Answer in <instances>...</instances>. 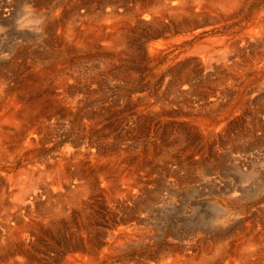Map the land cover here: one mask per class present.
Here are the masks:
<instances>
[{
	"label": "bare ground",
	"instance_id": "bare-ground-1",
	"mask_svg": "<svg viewBox=\"0 0 264 264\" xmlns=\"http://www.w3.org/2000/svg\"><path fill=\"white\" fill-rule=\"evenodd\" d=\"M41 1L42 0H40V2ZM64 1H66V0H64ZM77 1L79 2V0H77ZM77 1L75 2L72 0L73 3L67 2L68 4H70L69 9H67V10L65 9L63 11L57 10V12L51 14V17L49 20H46V19H45L46 21L42 20L40 25H39V27L43 31H46V33L49 30H50V32L52 31L55 33V37H54V39L56 38L55 39L56 42L54 44L55 51L53 52L52 50H49L51 53H48V55L44 54L47 56V57H45V59H46L44 61L45 64L40 65V67H41V69H45V72H46V70H48V71L55 70V74L53 73V75H55V78L52 76V78H54V79L53 80L51 79V80L53 83L52 86H55L58 88V91L56 89L58 99H54L53 98L54 95L53 94L50 95V93L48 94V97H46L47 98L46 100H44V99L38 100L37 98L40 96V94L37 98H35V100L37 99L36 101H34L32 99V97H33L32 95H31L32 97L30 98V99H32L31 102H28V100L27 101H19L18 99H16V97L17 98L19 97V99L21 97H20V95H17L15 97L14 92H15L16 87L13 88L12 87L13 84H9V82H8L10 77H14L15 75H17V72H16L17 68L15 69V67H13L12 65L16 66L17 64H19V62L23 61L24 58H28V60L31 58L29 60V62L30 61L33 62L34 58H35V60H41L43 56H41L38 53L39 50L34 51L35 49L33 50L35 52L34 55L33 54L31 55V53L27 54V52H25V50L22 49L23 47L22 48H14V47L11 48L10 47V48L6 49L7 52H4L5 48H2V49L0 48L1 49L0 54L3 53L4 57L8 56V58H9L8 62L5 61V63H0V262H1L0 264H264V204H261L262 207L258 206L256 204L259 207V209L256 210V214L259 215V218H257L256 223H253L254 220H252V221H250L248 219L246 220L245 219L246 214L243 216L244 222L242 221V222H237V223H235V222L229 223V221H227V220H230L229 217L231 215V210L226 205H224V204L220 205L219 204L220 205L219 207L221 208V210L220 211L216 210L213 215L216 216V220H220L219 221L220 225H219V227L212 228V229H209L208 228L209 226L205 227V225H202L200 222L197 224V219H195L193 221H189V222L186 220L187 222H184L180 218H178V216H175L173 220H171V219L165 220V219H162L161 217H154V215L156 216V214H154L151 211V209H152L151 207L154 204V202L160 201L159 200V192H158V190L160 189V186L156 184L157 186L155 187V189L153 191H151V192L146 191L148 185H150V179L148 176H145L144 174L139 175L140 174L139 171L143 170L142 173L146 172L148 175L151 174V173L149 174V171H148V170H151V168H152V166L150 167L148 164V161L150 160V158L157 157L159 159H162V162H163V159L168 158V160H169V158H172V156L174 154L176 156L178 154V152L174 153L176 151V147H177L176 144L181 139L184 138V136H180L181 134L180 135L179 134L178 135H171V136L168 135V137H166V139H165L166 141H162L160 139L161 142H163V143H161V144L159 143V144L154 145V146H153V144L152 145H146L145 144L146 146H148L147 149H145V151H144L145 147L142 145L144 147V148L142 147L144 154L139 153L138 157L136 156V158H132L133 159L132 164L130 163V162H132L130 160V158H128L127 155L122 153L123 150L126 148H124L123 150L120 148H114L113 146L109 145L108 143L106 144L104 142L105 145H102L101 147H99V150L95 153L96 150L95 151L93 149L90 150L88 147L84 146V145L88 144V142H90V139L85 144L84 140H82V137L84 138L86 133H88L85 130H86V128H89V127H86V126H94V129H95V126H97L96 123L102 121L101 116L105 115V114H103V110H104L105 106L101 104L103 106L102 110H101V108L95 109L96 111H93L91 109L87 110V111H90L89 116H91L92 119L90 117H86L87 118L86 120L83 119L81 121V119H80V121H81V122L79 121L80 123L77 121L78 122V128H80V129L77 131V134H75V135L73 134V136H72L73 139H70V140L67 139L68 142L69 141L72 142V146L70 145L71 143L70 144L69 143L64 144L63 146H61L58 149L57 153H54V154L51 153L53 155L47 159V162L44 160L45 163H42V165L38 166L36 164L38 167H35V162H34V165H32V163L30 161L22 163L24 160L21 162L20 165H18V166L16 165V163H18L17 162L18 156H20L21 153L25 149H27L29 146H34L36 144V142L38 141V139H39L38 137H40V135L38 136V130H44L43 124H38L36 122V117L39 113H41V112H38L37 110L40 111V107L45 102H46L45 103L46 105L50 106L49 113H51L52 115L56 114L57 111L60 112L59 114L62 116H63V114L67 115V109L70 106L67 107L66 102H63V98L61 97V94L62 93L65 94V92H69V89H68L69 86L66 85V83H65V82H67L66 80L69 81V79H68V76L65 75V73H67V72L62 73L64 71V70H62L61 74H58L59 72L57 71V69H60L62 64H66V63H69L70 61H72V57L75 56V53H77V55H78V53L87 52V54H88L89 50L92 53H96L97 50H99V48L96 51L92 50V49L95 48L94 47L95 43H96V41H99V40L104 45V48H108L109 52H110V53L106 52L104 54L101 53L100 57L102 59H103V57H111L112 55H113V58L114 57L119 58V56H123L124 54L129 55V53H130L129 45L132 46L131 43L134 44V42L129 41V39H131L132 37L131 38H129L130 36L128 37L129 34H126L128 31L126 32V29L125 30L121 29L122 25L120 26V28H118V26H116L117 28L115 27V30H113V31H110V32L106 31L107 33H105V34H104V32H103V34H101L102 32H100V34L96 33L97 31L95 32V30H94V26H96V25L94 23L97 21L95 19L98 18L100 15H101L100 17H102L103 15L107 16L108 14H102V12L100 11L99 8H98L99 10H96L95 9L96 7L95 8L89 7V6H91L90 4L88 5V7L86 6L87 4L84 6L85 11H83V12L76 11L77 5H78ZM101 1L105 2L107 0H101ZM192 1L193 0H176V2L173 3V2H170L169 0H158V1L157 0H135L136 3H134L133 6L131 4H129L132 6V8H131V11L129 9L130 13H127V14H130L131 18H129V20L131 22L132 21L136 22V19L138 16H140L142 18L140 20L144 19L142 21V23H145L146 22L145 20L149 21L146 32L143 31L144 33H147V38H144V39L140 38L139 39L140 43H143L142 41H144V42L146 41V44L145 43H143V44H145L144 52H146L147 55L151 56L150 54H152L156 51H159V49H161V48L164 49V46H166L167 44L168 45L172 44V43L179 44L178 43L179 41L192 39V37L197 33V31H199V29H192L194 24H195L194 23L195 21L190 16V11H191V9H193L191 6ZM240 1H242V0H207L203 4L205 5V7H209V5L214 6V5H212V3H216L217 5L221 6L220 11H222V12L224 11L223 14H227V16L229 15V17H230L231 15H234V13L238 12L239 7H240L239 6ZM243 2H244V0H243ZM44 3H45V1L43 0V4ZM60 3H59V5H60ZM74 3H76L77 5H75ZM81 4H82V2H81ZM110 4H112V2ZM241 4H242V2H241ZM26 5L34 6L33 3L32 4L27 3ZM83 5L84 4H82L81 6H83ZM32 6L29 9H32ZM35 6H37V5H35ZM39 6H37V7H39ZM45 6H47V5H45ZM93 6H95V5H93ZM116 6L118 7V5H116ZM110 7H111L110 10L113 11L112 8L115 6L110 5ZM110 7H108V8H110ZM121 7L123 8L122 4H121ZM125 7H126V5H125ZM200 7H202V6H200ZM251 7H252V5H251ZM58 8H56V9H58ZM79 8H80V6H79ZM217 8H215V9H217ZM40 9H41V7H40ZM60 9H63V7L61 6ZM102 9L103 8H101V10ZM215 9H214V11H215ZM1 11L2 10H0V12ZM164 11L169 13L167 16L171 15V16H173V18H171L170 20L167 19V21H163L162 14H164L163 13ZM202 11H204V10H202ZM105 12H106V10L104 11V13ZM107 12H109V11H107ZM199 12H201V11H199ZM253 12L254 13H253L251 22H254V24L252 25V27L249 28V33H250L249 36L252 37V39H253L252 41H254L253 43L251 42L252 44L249 48L252 50V54H250V55L247 53L242 54L243 49H241V47H239L240 45L238 44L237 41L239 39L240 40L244 39L243 38L244 37L243 30H244V27L246 26L245 23H239V24H236V26H233L234 28H229L228 30L225 28L226 30H224L222 32H218L219 34L216 32L217 35H215L213 37H210V36L207 38L204 37L206 39H204L203 41H199V39H198L199 42H196L194 45L192 44L193 46L190 48V51L188 50L189 51L188 53L186 52V54L181 55V53L179 51L180 55L177 54V56H179V57H175V58L181 59L187 55H188V57H189V55H192L193 58H195L194 56L197 57L198 56L197 54H200V58L202 59V62L200 61V63L202 65L201 64L200 65L203 66V68H207V70L213 69V72L215 74V75L213 74L214 77H213V75L211 76V78H213V79H210V78H209L210 80H204L203 79L202 81L198 82V83H200V86H199L200 95L203 96V98L204 97L206 98L207 96H210V95H214L215 93H218V92L220 93L219 90H220V88H222V85L224 83H227V82H229V83L233 82L234 83L235 81H238L237 75L240 77L241 76L248 77V75L251 72H249V74L247 75V73H248L247 68H249L251 66H253V71H254V69H256L255 73L257 76H260L263 74L264 68H262V67L264 66V56L262 53H264V7H262L261 11L254 10ZM182 13L185 14L186 17H184L185 15L182 16L183 15ZM117 14H118V12H117ZM121 14H123V13H121ZM191 14L193 15V12ZM42 15H44V14H41L40 16H42ZM122 16H124V15H122ZM122 16H119V17H122ZM128 16H126V17H128ZM199 16H200V13H199L198 17ZM202 16H205V14ZM215 16H216V14H215ZM235 16L237 18L238 15H235ZM243 16H245V15H243ZM100 17L98 19H100ZM239 17H240V15H239ZM38 18H39V16H38ZM38 18H36V19H38ZM202 18H201V21H202ZM206 18L204 17L205 20H206ZM224 18H226V17H224ZM113 19L114 18H112V20ZM119 19L117 21L115 20V22H114V20L111 22L110 21H108V22L111 23L112 25H115V24H118V22H122V21H119ZM194 19H196V18H194ZM233 19H234V17H233ZM75 20L76 21L78 20L79 22H76ZM106 20H108V18ZM140 20H139V22H140ZM84 21H86L85 24L88 23L87 27L84 24L85 29H83V30L82 29L79 30V28L77 29L76 26H78V24H80V22L82 23ZM104 21L105 20L102 19L101 21H98V23L106 24V23H104ZM123 21H125V20H123ZM207 21L208 20H206V22ZM216 21H217V19H216ZM139 22L137 21L136 24H138ZM236 23H238V22H236ZM103 24H101V27H103L102 26ZM120 24H122V23H120ZM212 24H214V23L212 22ZM138 25L142 26L143 24H138ZM203 25H204V23H203ZM208 25H206V26H208ZM109 26H110V24H109ZM144 26H147V24H145ZM211 26L212 25H210V27ZM105 27H103V29ZM98 28L100 29V26ZM215 28H216V25H215ZM95 29H97V27ZM99 29H97V30H99ZM112 29H110V30H112ZM137 30H139V29H137ZM245 32L248 33V31H245ZM136 33L139 34V32H136ZM44 34H45V32H44ZM131 35H134V33ZM50 36L51 35L48 36L49 39H50ZM52 36H54V35L52 34ZM156 36H160L161 38L159 40L158 39L153 40V37L155 39ZM204 36H206V35H204ZM136 37L138 38L139 36H136ZM136 37H134V38H136ZM150 37H152L153 41L150 40L151 39ZM134 38H132V40ZM157 38H159V37H157ZM193 38H195V37H193ZM45 39H47V38H45ZM49 39L47 41H49ZM51 39H52V37H51ZM246 41H248L247 38H246ZM243 43H245V40L243 41ZM13 45H15V44H13ZM97 45H99V43ZM216 45L218 47H221V48L214 49V46H216ZM140 46H141V44H140ZM258 47L263 49L262 53L259 51L261 49L258 50L262 55L261 54L257 55V53H259L258 51H257V53H255L256 51L253 52ZM44 48H45V46H44ZM130 48H132V47H130ZM136 48H138V47H136ZM176 48H178V47H176ZM210 48L211 49L213 48V50L209 51L208 49H210ZM184 50H186V49H184ZM251 50H249L250 53H251ZM28 51H30V50H28ZM101 51H102V49H101ZM138 51L140 52V49ZM163 51H161V53ZM132 53H134V52H132ZM167 53H169V52H167ZM90 54L91 53L89 52V55ZM146 54L144 57L147 56ZM80 55L82 56V54H80ZM143 55H144V53H143ZM149 56H147V58ZM163 56L165 57V55H163ZM169 57H173V56L171 55ZM188 57L185 58L184 60L182 59V61H184V62L181 61V63H180V61H179L180 64H176V66L173 67L172 71H170V72L168 71L171 74L172 78H171V81H169L170 82L169 86L168 87L166 86V87H167L168 92L172 94V98L169 99V97L167 96L168 100L167 99L165 100V98H164L165 96L157 97L156 101H160V104L158 103L157 106H152L153 104L150 102V104H151V105H149L150 107L146 108L147 116L142 121L144 123L143 124L144 126H146L145 124H147V122L151 120L152 117H150V119H147V117L150 114L153 117H155V115L160 116L162 114H164V115L167 114L170 116H174V115L178 114V116H180V117L183 116V115L179 114L178 111H176L175 109L174 110L176 112L173 110L172 111L168 110L167 107L170 106L172 100L176 99L177 97L180 99V97H182V95L183 96L185 95L184 94L185 92L188 93L187 90L192 89V91L194 90V92L197 91V80L195 81V78L197 79L196 76L199 73L197 71L195 72V70H193V68L190 67V63H192V62L194 63V61L197 59L194 60L193 58H188ZM167 58H166V60H167ZM169 59H168V61H166L167 63H171L172 58L170 60ZM42 60H44V59H42ZM108 60H110V59H108ZM174 60H172V61H174ZM98 61H100V60H98ZM257 61H259V62L261 61V63L259 65H257L256 64ZM23 62H25V61H23ZM166 62H165V65H167ZM35 63H37V62H35ZM76 63H77V61H76ZM96 63H99V62H96ZM110 63L112 65H115L116 67L118 65V64L117 65L113 64L112 62H110ZM123 63H122V66L119 63L120 64L119 69L121 67H123L122 71H125L124 68L128 69V68L132 67V65L130 67H128L129 65L128 66L126 65L127 67H125V66H123ZM193 63H192V66L194 67L195 64H193ZM214 63H217L218 66H216ZM90 64H92V62ZM188 64H189V67H188ZM109 65L107 64V66H109ZM196 65H197V63H196ZM158 66H159V63H158ZM113 67H109V68H113ZM148 67H149V65H148ZM150 67H152V66H150ZM68 68H70V67H67V70H68ZM91 68H92V66H91ZM102 68H100V69H102ZM141 68H142V66H141ZM63 69H66V68H63ZM167 69H169V68L167 67ZM201 69H202V67H201ZM5 70H7V72H5ZM70 70H68V71H70ZM164 70H166V69H164ZM78 71H79V69H78ZM104 71H106V70L104 69ZM115 71L117 72V70H115ZM157 71H159V70H157ZM198 71H199V68H198ZM98 72L102 73V72H100V70ZM127 72H128V70H127ZM70 73H72V72H70ZM151 73H152V70H151ZM161 73H162V71H161ZM195 73H198V74H195ZM202 73H204V72H202ZM122 74H120V75H122ZM68 75H70V74H68ZM81 75L83 76L84 74H81ZM91 75L94 78L96 77L95 74H91ZM131 75L132 74H130V77H131ZM201 75H203V74H201ZM206 75H207V73H206ZM208 75H210L209 72H208ZM24 76H23V78H26ZM101 76H103V75H101ZM89 77H90V75H89ZM113 77H115V76H113ZM203 77H204V75H203ZM246 77H245V80H246ZM256 77H255V81H256ZM263 77H264V75H263ZM29 78H27V79H29ZM36 78H34V79H36ZM192 78H194V80H192ZM252 78L254 79V76ZM80 79H78V80L80 81ZM17 80H18V78H17ZM20 80H23V79L20 78ZM84 80L86 82H88V84L90 83L89 82L90 80L88 78H85ZM113 80H115V79H113ZM116 80H117V78H116ZM126 80L128 81V79H126ZM126 80H124V81H126ZM76 81H77V79H76ZM250 81H253V80L251 79ZM40 82H41V80H40ZM70 82H71L70 84H72L73 81L70 80ZM81 82H83V80H81ZM91 82H93V80H91ZM240 82H241V80H240ZM240 82H238V83H240ZM243 82H246V81H243ZM35 83H33V84H35ZM98 83H99V81H98ZM125 83H127V82H125ZM17 84L20 85L21 81H20V83H17ZM81 84H83V83H81ZM102 84H104V83H102ZM182 84L188 85L187 90H186V88L184 90L183 87H180ZM22 85H23V83L21 84V86ZM25 85H27V82L24 84V86ZM77 85H78V83L76 84V86ZM98 85L99 84H97V86ZM235 85H237V84H235ZM43 87H45V86H43ZM100 87H103V85ZM37 88L40 89V87H37ZM83 88H84V86H83ZM83 88H82V90H83ZM94 88L91 91L95 90ZM250 89H252V88H250ZM223 90H224V86H223ZM228 90H230V89H228ZM44 91H45V89H44ZM95 91H94V93H95ZM240 92H242V91H240ZM246 92H244V97L248 94L247 93L245 95ZM248 92H249V90H248ZM250 92L252 93L254 91L251 90ZM250 92H249V95H250ZM42 93H43V91H42ZM147 93H145V97H146ZM227 93H228V95H230L229 93H231V92L229 91ZM255 93H256V91H255ZM73 94H74V92H73ZM150 94H151V91H150ZM232 94H231V96H232ZM25 95H27V93ZM25 95H23V96H25ZM33 95H35V92L33 93ZM152 95H153V93H152ZM190 95H192V93ZM193 95H195V94H193ZM253 95H254V93H253ZM42 96L45 97L44 94H42ZM72 96H75V95H72ZM94 96H97V95H94ZM155 96H157V95H155ZM215 96H216V94H215ZM217 96H218V94H217ZM68 97H70V96H68ZM79 97L82 98V96H80V95H79ZM102 97H103V95H102ZM174 97H176V98H174ZM249 97H251V96H249ZM60 98H62V99H60ZM70 98H72V97H70ZM89 98H90V96H89ZM114 98H116V97H114ZM118 98H119V96H118ZM216 98L214 99V101L216 100V102H218L219 98H218V100ZM246 98H248V97H246ZM261 98H263L262 99L263 105H261V108H263L262 110L264 111V94H262ZM25 99H26V97H25ZM76 99H79V98L76 97ZM198 99L202 100V98L201 99L198 98ZM221 99H222V97H221ZM221 99H220L219 103L221 102ZM245 99H243V100H245ZM259 99L260 98H258V100ZM81 100H83V98ZM92 100L93 99H91V101ZM142 100L143 101H140L137 105H139V104L142 105L144 102L149 104V101L147 98H145V99L142 98ZM181 100H182V103H180V107L183 108L182 110H184V111H187L188 109L190 110L191 104L189 105V103H188L189 98H188V100L187 99L186 100L181 99ZM191 100L192 99L190 98V101ZM115 101H118V99ZM132 101H134V100H132ZM154 101H155V99H154ZM227 101H229V100L227 99ZM203 102H204V99H203ZM209 102L210 101H208V103ZM85 103L87 104L86 101H85ZM90 103L93 104L94 102L92 101ZM244 103H245V101H244ZM246 103H247V101H246ZM210 104H212V103L210 102L208 106H212ZM88 105H90V104H88ZM105 105H106V107H108L107 104H105ZM126 105H128V104H126ZM204 105L205 104H203V106ZM217 105L215 107L218 108ZM223 105H224V103H223ZM233 105L235 107V103ZM240 105H242V104H240ZM82 107H84V106H82ZM85 107H86V105H85ZM200 107H199V109H200ZM89 108H92V105L89 106ZM140 108H142V107H140ZM208 108H211V107H207V110H208ZM92 109H94V108H92ZM204 109H202V110H204ZM227 109H225V111ZM61 110H62V112H61ZM238 110L240 111V109H238ZM255 110H258V109H255ZM85 111H84V113H85ZM192 111H195V110H192ZM211 111H208V114ZM219 111H217V112L219 113ZM110 112H112V111H110ZM205 112H204V114H207V112L206 113ZM226 112H228V111H226ZM115 113H117V110L115 111ZM148 113H149V115H148ZM198 113L200 115V112H198ZM213 113L214 112H212V114ZM220 113H222V112H220ZM48 114H45V115H48ZM108 114L106 113V115H108ZM112 114L113 113H111V115ZM212 114H211V116H213ZM223 114L225 115V113H223ZM42 115H43V113H42ZM45 115H43V116H45ZM233 115L234 114H232V117H233ZM190 116H192L191 113L188 114V118L183 117V120L184 121L188 120V123H189V121H191V120H189ZM34 117H35V122H33ZM194 117H198V115L194 114ZM194 117L192 116V118H194ZM79 118H82V117H79ZM44 119H45V117H44ZM66 120H68V119H66ZM167 120H169V119L167 118ZM172 120H174V119H172ZM205 120H207V119H205ZM256 120H257V118H256ZM53 121H55V120H53ZM193 121H194V119H193ZM239 121L241 122V120H239ZM68 122L69 121H67V124H68ZM110 122H111V120H110ZM157 122H159V121H157ZM213 122H214V120H213ZM226 122H227V120H226ZM63 123H64V121H63ZM195 123L197 124L196 121H195ZM204 123H206V122L204 121ZM215 123H214V125H215ZM184 124H185V122H184ZM209 124L210 123H208V125ZM258 124H260V123H258ZM52 125H54V124H52ZM61 125H62V123H61ZM101 125H105V123L101 124ZM115 125L116 124H114V126ZM140 125H141V123H140ZM223 125H224V123L221 124L220 127H222ZM227 125H230V124H228V122H227ZM237 125L240 126V124H237ZM237 125H236V127H237ZM105 126H103V130H104ZM151 126H149V127H151ZM194 126H196V125H194ZM224 126L222 127V129L224 128ZM257 126H256V128H257ZM55 127H57V126H55ZM65 127H66V125H65ZM109 127H110V125H109ZM109 127H108V130H109ZM190 127H192V126H190ZM201 127L202 126H200V128ZM226 127H225V129H226ZM231 127H233V126H231ZM184 128H185V126H184ZM258 128H259V126H258ZM45 129H47V128H45ZM97 129H99V128H97ZM170 129H171V127H170ZM262 129H260V130H262ZM73 130H75V129H73ZM144 130H145V128H144ZM149 130H150V128H149ZM149 130H147V131H149ZM250 130L251 129H249L248 131L251 133ZM90 131L92 132L91 129H90ZM98 131H100V130H98ZM179 131H181V130H179ZM188 131H190V130H188ZM194 131H197V130H194ZM208 131H210V128ZM211 131H213V130L211 129ZM219 131L221 132L222 130L220 129ZM41 132L43 133L44 131H41ZM56 132H58V130ZM93 132H94V134H96L95 132H97V131H93ZM93 132H92V134H93ZM135 132L136 131H134V133ZM190 132H188V133H190ZM203 132H204V130H203ZM205 132H206V130H205ZM56 134H54V135H56ZM92 134L88 133V135H92ZM99 134H100V132H99ZM101 134L103 135V133H101ZM136 134H139V133H136ZM206 134L208 137L212 136L211 132L210 133L207 132ZM212 134H213V132H212ZM223 134L224 133H222V136H223ZM50 135H52V134H50ZM62 135H64V134H62ZM66 135L67 134H65V136ZM185 135H187V134H185ZM227 135H229V134L227 133ZM137 136H135V137H137ZM193 136H194V134H190L189 137H193ZM207 136H205V137H207ZM49 137L46 136V140L51 138V137L50 138ZM259 137H257V138H259ZM90 138L92 139L93 137H90ZM224 138H225V136H224ZM246 138L248 139L249 137H246ZM253 138H254V136H253ZM43 139H44V137H43ZM114 139H116V138H114ZM189 139H191V138H188V140ZM61 140H63V139H61ZM96 140L93 143H95ZM207 140L211 141L209 138H207ZM220 140H221V138H220ZM54 141L58 142L59 139L55 138ZM197 141H198V139H197ZM233 141H231V142H233ZM39 142H45V141L42 140ZM98 142H101V141H98ZM229 142H228V145H229ZM122 143H123V141H122ZM213 143H215V142H213ZM257 143H259V142H257ZM90 144H89V146H93L92 144L91 145ZM96 145H98V144H96ZM96 145H95V147H97ZM119 146H121V145L119 144ZM119 146H117V147H119ZM124 146H122V147H124ZM127 146H128V144H127ZM257 146H259V145H257ZM54 149H56V148H54ZM263 149H264V147H263ZM177 150H178V148H177ZM181 151H184V150H181ZM31 153L33 154V151ZM25 154H23L21 156H24ZM180 154H182V152H180ZM180 154L178 155V157H176L175 165L177 164L178 167L183 166V168H185L184 169L185 172L182 171L184 173L183 174L181 173V176H179V177L178 176L173 177L174 179L171 178V182H173L174 184L175 183H180V184L185 183L186 182L185 180L188 179L189 177H191V171L193 172L192 166L195 164L194 163L193 165L192 164L190 165L189 164L190 160L188 161L186 159L185 154H184V156H180ZM30 156H31V154H30ZM46 156H44V158ZM86 157L89 158V160L91 161L90 163L88 162V164H91V165H86L85 162L83 163V160ZM215 157H216V158H214L215 160H213L214 164H216V160L220 159V156H218V155H215ZM23 158H25V157H23ZM39 158H41V156ZM194 158L197 160V155ZM31 159L32 158H30L29 160H31ZM159 159L156 161L158 162ZM166 162H168V161L166 160ZM151 165H153V164H151ZM167 166H168V164H167ZM153 167H154V165H153ZM175 168H174V170H176ZM250 170L251 169H249V171ZM154 171H155V169H154ZM154 171H153V173H154ZM158 171H160V169ZM172 171L173 170H171V166L166 167L165 169L163 168V170L160 171V172H162V176L160 178H163L165 174L169 175V176L170 175L174 176L175 174L173 175ZM251 172H252V170H251ZM195 173H197V171ZM263 173H264V171H263ZM192 174H194V173H192ZM178 175H180V174H178ZM189 180H191V179H189ZM159 181H160V183H162V179H159ZM187 183H188V181H187ZM12 184L14 187H16L15 190L11 189L10 186H12ZM161 185H163V184H161ZM263 186H264V182H263ZM257 189L260 191L261 190L263 191L262 185L261 186L257 185ZM251 190L248 193L245 192L246 194L242 193V195H244V194L246 196L249 195L250 196L249 199H251V200L253 199L254 202L255 201H259V202L264 201V198H263L264 196L263 197L261 196L262 192H258L260 194L257 196V193L251 192ZM263 193H264V191H263ZM245 195L243 196L244 199L246 197ZM170 196L171 195H169V197ZM229 196H230V199H231V197L234 199H239V197H241L240 194L239 195L233 194V195H229ZM225 199L227 200V198H225ZM102 206H105L106 208L104 207L105 209L102 210ZM260 208H262V209L260 210ZM97 209H99V210H97ZM158 213H161V212H158ZM168 213L169 212H167V214ZM242 213H244V212H242ZM237 216H238V214H237ZM233 219L234 218H232L231 220H233ZM237 219L238 218L236 217V220ZM34 233H35V237L34 236L33 237L35 238V240H34L35 241V246H34L35 247V261L30 257V255H28L29 253H27V254L25 253V249L27 248L26 244H25V246L23 244H21L23 241V238H25L27 240L28 238H31L30 235H32ZM62 233H64V234H62ZM61 235H64V236H61ZM31 239H30V241H31ZM23 242L25 243V241H23ZM27 242H28V240H27ZM46 250H50L51 255L53 257L52 260H49L48 258H45L43 256V253ZM17 253H18V255H17ZM15 255H17V256H15Z\"/></svg>",
	"mask_w": 264,
	"mask_h": 264
},
{
	"label": "rangeland",
	"instance_id": "rangeland-1",
	"mask_svg": "<svg viewBox=\"0 0 264 264\" xmlns=\"http://www.w3.org/2000/svg\"><path fill=\"white\" fill-rule=\"evenodd\" d=\"M25 1V2H24ZM45 3L43 4V0L40 2V0H0V10H2L0 13V48H5L4 52H7V48H22L23 50H25V52L28 53H31V55L33 54L34 55V51H38V53L43 56L42 60H33V62H29V59L28 58H24L23 61L19 62V64H17L16 66L12 65L13 67H15V69L17 68V75H15L14 77H10L9 78V84H13L12 87L15 88V97L17 95H20V99L19 97L16 99H18L19 101H27L28 102H31L32 99L34 101H36L37 99H44L46 100L48 97V94L50 93V95H54L53 98L54 99H58V96H57V93H56V89L58 91V88L55 87V86H52V80L55 78V75H53V73L55 74V70H51V71H48L46 70L45 72V69H41L40 65H44L45 64V57H47L46 55H48V53H51L49 50H52L53 52L55 51V47H54V44L56 42V38L54 39L55 37V33L54 32H50L47 31H43L39 25L41 23V21H46V20H49L50 17H51V14L57 12V10H67L69 9V5L68 3H71L72 0H44ZM63 1V2H62ZM73 1H77V0H73ZM82 4H84L83 6H81V2ZM92 1V2H91ZM122 1V2H121ZM158 1V0H157ZM170 2H176V0H169ZM193 0L192 1V8L191 11H190V16L191 18L195 21L194 23V26L192 29H199V31H197V33L193 36L195 38L192 37V39H189V40H183V41H179L178 43L179 44H176V43H172V44H167L166 46H164V49L161 48L159 49V51H156L152 54H150L151 56L147 55L146 52H144V47H145V44H146V41H142L143 43H140L139 42V39L142 38H147V33H144L146 32L147 30V27H148V23L149 21L148 20H145L144 22L145 23H142V21L144 20H140L142 19L140 16L137 17L136 19V22L134 21H130L129 18L130 17V14H127V13H130L131 11V8L132 6L134 5L135 0H107V1H99V0H79V2L77 1L78 5L76 3H74L75 5H77V10L76 11H80V12H83L85 11V5L88 7V5L90 4L91 6L89 7H93L95 8L96 10H99L102 12V14H108L107 16L103 15L102 17H100V19H104V23L106 24H103L102 26L105 27L103 29V27H101V24L98 23V21H101L100 19L96 18L95 20L97 22H95L94 24L96 26H94V30L96 33H99L102 32L101 34H104L107 33L106 31H113L115 30V27L118 26V28H120L121 26V29L125 30L126 29V34H129L128 37L129 38H134L136 36H139L138 38H134L132 40L129 39V41L131 42H134V44L131 43L132 46L129 45V49H130V53L129 55L128 54H124L123 56H119L118 57H114L113 58V55L111 57H103V59L100 57V54L101 53H106V52H109V49L108 48H104V45L102 44V42L99 40V41H96L95 43V48L92 49V50H97L99 48V50H97L96 53H92L90 50L89 52L91 53L89 55V52L87 54V52L85 53H75V58L72 57V61H70L69 63H66V64H62L61 65V68L60 69H57V71L59 72L58 74H61V71L64 70L62 73H65V75L68 76V80H66L67 82L66 85H68V89H69V92H65V94H61V97L63 98V102H66V105L67 107H69L67 109V115L63 114L60 115L57 111L56 114H51L49 113V110H50V106L49 105H46L45 103L40 107V111L37 110L38 112H41L37 115L36 117V122L38 124H43L44 126V130H38V136L40 135V137H38V141L36 142V144L34 146H29L27 149H25L21 155L25 154L24 156H18V160L16 163V165H20L21 162L24 163V162H28L30 161L32 163V165H34V162H35V167H38L39 165H42V163H45V161L47 162V159L49 157H51L54 153H57L58 149L63 146L64 144H70L72 146V142L68 140L70 139H73V134H77V131L80 129L78 128V122L83 120V119H87L86 117H90L92 119L91 116H89V113L90 111H87L88 109L90 110H93V111H96L95 109H98V108H101V110L103 109V106L104 105V110H103V114L105 115H102L101 118H102V121L96 123L97 126H95V129H94V126H86V127H89V128H86V132L92 134L93 131H97L95 132L96 134H93L92 135H88V133H86V135L84 136V138L82 137V140H84V143L86 144L87 141H89L90 139V142H88V144L84 145L85 147H88L90 150L93 149L95 151V153L99 150V147H101L102 145H105V143L113 146L114 148H120V149H124L123 150V154L127 155L128 158H130V160L132 161L133 159L132 158H136V156L138 157L139 156V153H143L145 151V149H147L148 146L146 145H157V144H161L163 142L162 141H166V137L171 136V135H180V136H184V140L181 139L177 144H176V152H178V154L175 156V154L172 156V158H166V159H163V162H162V159H159L157 157H154V158H150V160L148 161V164L151 168V170H148L149 171V174L153 173L154 169V173L151 175H148L146 172L142 173V171H139L140 174L139 175H145V176H148L149 179H150V185H148L146 191H153L155 189V187L157 185L160 186V189L158 190L159 192V200L160 201H157V202H154V204L152 205V209L151 211L156 214V216L154 215V217H161L162 219H167V220H173L175 216H178V218H180L182 221L184 222H189V221H193L195 219H197V224L200 222L202 225H205V227H208L209 229H212V228H217L219 227V221L220 220H216V216L213 215L214 212L216 210L220 211L221 208L219 207L221 204H224L226 205L230 210H231V215H230V220H227L229 221V223H237V222H244L243 220V216L246 214L245 216V219L247 220H254L253 223H256L257 222V218H259V215L256 214V210L259 209L258 206H261V204H264V201H255L252 199H249V195L246 196L245 194L250 192H255L257 193V196L260 194L258 192H262L261 193V196L263 197L264 193V186H263V182H264V149H263V145H264V111L262 110L263 108H261V105H263V101L261 98L262 94H264V72L262 75L260 76H257L256 75V69H254L253 71V66L247 68L248 70V73L247 75L249 74V72H251L248 77L246 76H238L237 75V80L238 81H235L234 83L237 84L235 85L233 82V84L230 82H227V83H224L222 85V88H220V93H215L214 95H210V96H207L206 98L203 96L200 95V91H199V86H200V81H202L203 79L204 80H210V79H213L211 78V76L214 74L213 72V69H208L207 68H203V66H201L202 64L200 63V61L202 62V59L200 58V54H197L198 58L196 56H194L195 58H193L192 55H188L183 57V58H175V57H179L177 56L180 55H184L186 54V52L188 53L190 51V48L196 43V42H199V41H203L204 39H206L207 37H213L215 35H217L218 32H222L224 30H228L229 28H234L233 26H236V24H239V23H245L246 26L244 27V30H243V35H244V39L242 40H238V44L240 45L239 47H241V49H243V53L242 54H252V50L249 49L251 44L254 42L252 41V37L249 36V28L252 27V25L254 24V22H251L252 20V16H253V11L254 10H258V11H261L262 10V7H264V0H243L239 2V10L237 13H234V15H231L229 17V15L227 16V14H223L221 10V6L220 5H217L216 3H212V5L214 6H210L209 7H205V5L203 4L204 2H206L207 0ZM202 1V2H201ZM28 4H32L34 6H32V9H29L31 8L30 5H26L27 3ZM31 2V3H30ZM62 4H61V3ZM68 2V3H67ZM112 2V4H110ZM242 2V4H241ZM60 3V5H59ZM73 3V2H72ZM99 3V4H98ZM102 3V4H101ZM124 3V4H123ZM172 3V4H173ZM194 3V4H193ZM196 3V4H195ZM204 5H202V4ZM254 3V4H253ZM262 3V4H261ZM42 4V5H41ZM81 4V5H80ZM97 4V5H96ZM111 6H115L112 8L113 11H111ZM118 5V7L116 5ZM121 4L123 6V8L121 7ZM131 4V5H129ZM216 4V5H215ZM246 4V5H245ZM249 4V5H248ZM261 4V5H260ZM39 7H37V6ZM44 5V6H43ZM47 5V6H45ZM49 5V6H48ZM59 5V6H58ZM65 7H64V6ZM95 5V6H93ZM99 5V6H98ZM126 5V7H125ZM128 5V6H127ZM252 5V7H251ZM3 6V7H2ZM63 7V9H60V7ZM80 6V8H79ZM98 6V7H97ZM104 6V7H103ZM202 6V7H200ZM247 6V7H246ZM41 7V9H40ZM43 7V8H42ZM59 7V8H58ZM110 7V8H108ZM217 9H215V8ZM250 7V8H249ZM261 7V8H260ZM3 8V9H2ZM35 8V9H34ZM58 8V9H56ZM99 8V9H98ZM101 8H103L101 10ZM106 8V9H105ZM220 8V9H219ZM242 8V9H241ZM250 10H249V9ZM80 9V10H79ZM83 9V10H82ZM106 10L109 11V12H105L104 11ZM127 9V10H126ZM130 9V11H129ZM204 11H202V10ZM210 9V10H209ZM215 9V11H214ZM248 9V10H247ZM7 10V11H6ZM53 10V11H52ZM195 10V11H194ZM243 10V11H242ZM34 11V12H33ZM36 11V12H35ZM52 13H51V12ZM128 11V12H127ZM198 11V12H197ZM201 11V12H199ZM218 11V12H217ZM39 12V13H38ZM118 12V14H117ZM166 11H164L162 14V19L163 21H167L170 20L171 18H173V16L169 15L167 16L169 13H165ZM193 12V15L191 14ZM217 12V13H216ZM222 14H221V13ZM247 12V13H246ZM37 15H36V14ZM44 14L42 16H40L41 14ZM59 13V12H58ZM111 13V14H110ZM123 13V14H121ZM200 13V16L198 17ZM214 13V14H213ZM49 14V15H48ZM114 14V15H113ZM127 14V15H126ZM183 14V13H182ZM205 14V16H202V15ZM214 16H213V15ZM216 14V16H215ZM220 16H219V15ZM249 14V15H248ZM116 15V16H115ZM124 15V16H122ZM128 17H126V16ZM185 14H183L182 16H184ZM223 15V16H222ZM235 15H238L237 18ZM240 15V17H239ZM245 15V16H243ZM247 15V16H246ZM36 16V17H35ZM39 16V18H38ZM44 16V17H43ZM111 16V17H110ZM114 16V17H113ZM119 16H122V17H119ZM168 18H167V17ZM195 16V17H194ZM60 17V16H59ZM63 17V16H62ZM105 17V18H104ZM186 17V15L184 16ZM203 17V18H202ZM204 17L206 18V20H208L206 22V20L204 19ZM211 17V18H210ZM226 17V18H224ZM234 17V19H233ZM38 18V19H36ZM44 18V19H43ZM108 18V20H106ZM111 18V19H110ZM112 18H114V22L115 20L117 21L119 18V21H122V22H118V24H115V25H112L111 23H109L108 21H113ZM116 18V19H115ZM196 18V19H194ZM199 18V19H198ZM201 18H202V21H201ZM219 18V19H218ZM221 18V19H220ZM243 18V19H242ZM46 19V20H45ZM98 19V20H97ZM217 19V21H216ZM233 19V20H232ZM246 19V20H245ZM125 20V21H123ZM140 20V22H139ZM242 20V21H241ZM32 23H31V22ZM40 21V22H39ZM76 21V20H75ZM137 21L139 22L138 24H143L142 26L141 25H138L136 24ZM198 21V22H197ZM37 22V23H36ZM76 22H79L78 20ZM91 22V21H90ZM108 22V23H107ZM125 24H124V23ZM128 22V23H127ZM200 22V23H199ZM212 22L216 25V28H215V25L212 24ZM224 22V23H223ZM238 22V23H236ZM86 21L84 22H80V24H78L77 29L79 28V30H83L85 29V26L87 27V24H85ZM92 23V22H91ZM122 23V24H120ZM198 23V24H197ZM204 23V25H203ZM227 23V24H226ZM249 23V24H248ZM82 24V25H81ZM85 24V26H84ZM93 24V25H94ZM108 24V25H107ZM110 24V26H109ZM145 24H147V26H144ZM209 24V25H208ZM226 24V25H225ZM232 24V25H231ZM105 25V26H104ZM197 27H196V26ZM208 25V26H206ZM210 25H212L210 27ZM248 25V26H247ZM100 26V29L98 28ZM112 26V27H111ZM132 26V27H131ZM204 26V27H203ZM214 26V27H213ZM221 26V27H220ZM97 27V29H95ZM142 27V28H141ZM196 27V28H195ZM200 27V28H199ZM220 27V28H219ZM102 28V29H101ZM113 28V29H112ZM117 28V27H116ZM133 28V29H132ZM206 28V29H205ZM214 28V29H213ZM226 28V29H225ZM39 29V30H38ZM41 29V30H40ZM108 29V30H107ZM112 29V30H110ZM139 29V30H137ZM101 30V31H100ZM133 30V31H132ZM137 30V31H136ZM209 30V31H208ZM215 30V31H214ZM144 31V32H143ZM245 31H248V33H246ZM45 32V34H44ZM132 32V33H131ZM136 32H139V34H137ZM143 34H142V33ZM217 32V33H216ZM49 33V34H48ZM134 35H131L133 34ZM205 33V34H204ZM216 33V34H215ZM41 34V35H40ZM52 34L54 36H52ZM137 34V35H136ZM219 34V33H218ZM235 34V33H234ZM50 36V39L48 38V36ZM206 35V36H204ZM47 36V37H46ZM134 36V37H133ZM166 36V35H165ZM250 38H249V37ZM52 37V39H51ZM159 37V38H157ZM167 37V36H166ZM200 37V38H199ZM206 37V38H204ZM47 38V39H45ZM152 40V37H150ZM161 37L160 36H156L155 39L153 37V40H159ZM246 38L247 40L249 41H246ZM49 39V41H47ZM199 39V41H198ZM91 40V39H90ZM152 40V41H153ZM192 40V41H191ZM245 40V43H243V41ZM185 41V42H184ZM45 42V43H44ZM183 42V43H182ZM188 42V43H187ZM236 42V43H237ZM248 42V43H247ZM252 42V43H251ZM50 43V44H49ZM92 43V42H91ZM99 43V45H97ZM138 43V44H137ZM182 43V44H181ZM191 43V44H190ZM15 44V45H13ZM141 44V46H140ZM175 46H174V45ZM186 44V45H185ZM189 44V45H188ZM193 44V45H192ZM242 44V45H241ZM249 44V45H248ZM49 45V46H48ZM52 45V46H51ZM134 45V46H133ZM181 45V46H180ZM188 45V46H187ZM36 46V47H35ZM45 46V48H44ZM140 46V47H139ZM132 47V48H130ZM138 47V48H136ZM170 49H169V48ZM178 47V48H176ZM184 47V48H183ZM188 47V48H187ZM243 47V48H242ZM245 47V48H244ZM105 50H104V49ZM177 50H176V49ZM217 48H221V47H218L217 45L214 46V49H217ZM0 49V50H1ZM35 49V50H34ZM102 49V51H101ZM140 49V52L138 50ZM142 49V50H141ZM173 49V50H172ZM186 49V50H184ZM261 49L260 47L256 48L253 52L257 53V51ZM30 50V51H28ZM34 50V51H33ZM42 50V51H41ZM45 50V51H44ZM164 50V51H163ZM176 50V51H175ZM183 50V51H182ZM189 50V51H188ZM209 51L210 50H213V48L211 49H208ZM251 50V53L250 51ZM262 50H259L261 53H262ZM49 51V52H48ZM134 53H132V52ZM146 51V50H145ZM161 51H163L161 53ZM166 51V52H165ZM173 51V52H172ZM180 51V53H179ZM245 51V52H244ZM258 51V52H259ZM33 52V53H32ZM45 52V53H44ZM148 52V51H147ZM169 52V53H167ZM175 52V53H174ZM177 52V53H176ZM257 53V55H260L261 53ZM110 53V52H109ZM144 53V55H143ZM164 53V54H163ZM46 54V55H44ZM82 54V56L80 55ZM95 54V55H94ZM145 54L147 56H149L147 58L144 57ZM162 54V55H161ZM263 56H264V53H262ZM261 54V55H262ZM139 55V56H138ZM142 55V56H141ZM160 55V56H159ZM165 55V57L163 56ZM173 56V57H169V56ZM175 55V56H174ZM85 56V57H84ZM126 56V57H125ZM158 56V57H157ZM101 59H100V58ZM152 57V58H151ZM160 57V58H159ZM168 57V58H167ZM193 58L194 60L197 59V60H193L195 64L194 67L192 66V63H190V67L193 68V70H195V72L197 71L198 73H195V74H198L196 77L197 79L195 78V81L197 80V91L194 92V90L192 91V89L190 90H187V86L188 85H184L182 84L180 87H183V89L188 91V93H184L185 97L182 95V97H180V99L177 97H174L176 99L172 100L171 104L168 108V110L170 111H178L179 114L183 115V116H178L177 115H174V116H170V115H155V117H153L151 114V116L149 115L148 113V117L147 119H150V121L147 122V124H145L146 126H144L143 124V120L146 118L147 116V112H146V108L147 107H150L149 105L150 102L153 104L152 106H157V104L159 103L160 104V101H156L157 100V97H162V96H165V100L167 99L168 100V97L169 99L172 98V94L168 92L167 90V87L169 86L170 82L171 81V74L169 73L170 71H172L173 67L176 66V64H180L182 59L184 60L185 58ZM88 58V59H87ZM131 58V59H130ZM133 58V59H132ZM158 58V59H157ZM165 58V59H164ZM167 58V60H166ZM171 59V63H167L166 61H168V59ZM87 59V60H86ZM96 59V60H95ZM107 61H106V60ZM110 59V60H108ZM119 59V60H118ZM121 59V60H120ZM141 59V60H140ZM149 59V60H148ZM151 59V60H150ZM161 59V60H160ZM169 59V60H170ZM175 59V60H174ZM200 59V60H199ZM100 60V61H98ZM103 60V61H102ZM143 60V61H142ZM174 60V61H172ZM5 61H9V58L8 56L7 57H4L3 53L0 54V63H5ZM75 61V62H74ZM77 61V63H76ZM142 61V62H141ZM148 61V62H147ZM162 61V62H161ZM176 61V62H175ZM180 61V63H179ZM37 62V63H35ZM44 62V63H43ZM92 62V64H90ZM96 62H99V63H96ZM110 62H112L113 64H118L117 67L115 65H112ZM124 62V63H123ZM129 62V63H128ZM150 62V63H149ZM165 62L167 63V65H165ZM174 64H173V63ZM184 62V61H182ZM191 62V61H190ZM199 62V63H198ZM23 63V64H22ZM31 63V64H30ZM39 63V64H38ZM122 66V63H123V66L127 67H130L132 65L131 68H124L125 71H122L123 70V67H120V64ZM127 63V64H126ZM131 63V64H130ZM133 63V64H132ZM135 63V64H134ZM156 63V64H155ZM158 63H159V66H158ZM164 63V64H163ZM197 63V65H196ZM261 63V61H257L256 64L259 65ZM28 64V65H27ZM70 64V65H69ZM79 64V65H78ZM107 64L109 66H107ZM144 64V65H143ZM146 64V65H145ZM151 64V65H150ZM173 64V65H172ZM201 64V65H200ZM216 66H218L217 63H214ZM213 64V65H214ZM32 65V66H31ZM36 65V66H35ZM76 65V66H75ZM104 65V66H103ZM112 65V66H111ZM127 65V66H126ZM149 65V67H148ZM161 65V66H160ZM214 65V66H215ZM92 66V68H91ZM114 66V67H113ZM142 66V68H141ZM152 66V67H150ZM170 66V67H169ZM172 66V67H171ZM40 67V68H39ZM66 68V69H63V68ZM67 67H70L68 68V71L67 70ZM103 67V68H102ZM108 67V68H107ZM109 67H113V68H109ZM159 67V68H158ZM167 67L169 69H167ZM184 67V66H183ZM182 67V68H183ZM188 67H189V64H188ZM202 67V69H201ZM38 68V69H37ZM74 68V69H73ZM79 71H78V69ZM102 68V69H100ZM117 68V69H116ZM149 68V69H148ZM161 68V69H160ZM198 68H199V71H198ZM251 68V69H250ZM264 68V66L262 67ZM29 69V70H28ZM104 69L106 71H104ZM111 69V70H110ZM113 69V70H112ZM166 69V70H164ZM67 70V71H66ZM83 70V71H82ZM90 72H89V71ZM100 70V72L102 73H99L98 71ZM103 70V71H102ZM108 70V71H107ZM117 70V72L115 71ZM121 70V71H120ZM128 70V72H127ZM149 70V71H148ZM151 70H152V73H151ZM159 70V71H157ZM211 70V71H210ZM245 70V69H244ZM250 70V71H249ZM24 71V72H23ZM39 71V72H38ZM96 71V72H95ZM114 73H112V72ZM119 71V72H118ZM136 71V72H135ZM162 71V73H161ZM169 71V72H168ZM201 71V72H200ZM253 71V72H252ZM5 72H7V70H5ZM21 72V73H20ZM28 72V73H27ZM72 72V73H70ZM87 72V73H86ZM121 72V73H120ZM134 72V73H133ZM204 72V73H202ZM208 72L210 73V75H208ZM247 72V71H246ZM99 75H98V74ZM108 73V74H107ZM111 75H110V74ZM117 73V74H116ZM123 73V74H122ZM207 73V75H206ZM44 76H43V75ZM76 74V75H75ZM81 74H84L83 76ZM91 74H95L96 77L94 78ZM113 74V75H112ZM117 76H116V75ZM122 74V75H120ZM130 74L131 77H130ZM167 74V75H166ZM203 74V75H201ZM25 75V76H24ZM33 75V76H32ZM90 75V77H89ZM103 75V76H101ZM135 77H134V76ZM200 75V76H199ZM215 75V74H214ZM213 75V77H214ZM26 77V78H23ZM52 76L54 78H52ZM85 79V78H88L89 80V84L88 82H86L82 77ZM88 76V77H87ZM112 76V77H111ZM115 76V77H113ZM119 76V77H118ZM199 76V77H198ZM202 76V77H201ZM254 76V79L252 78ZM257 76V77H256ZM30 77V78H29ZM37 77V78H36ZM70 77V78H69ZM77 77V78H76ZM110 77V78H109ZM133 77V78H132ZM201 77V78H200ZM207 77V78H206ZM245 77H246V80H245ZM255 77H256V81H255ZM260 77V78H259ZM15 78V79H14ZM18 78V80H17ZM23 79V80H20ZM29 78V79H27ZM36 78V79H34ZM77 81H76V79ZM81 78V79H80ZM94 78V79H93ZM97 78V79H96ZM115 80H113V79ZM117 78V80H116ZM119 78V79H118ZM131 78V79H130ZM210 78V79H209ZM52 79V80H51ZM80 79V81L78 80ZM107 79V80H106ZM128 79V81L126 80ZM248 79V80H247ZM253 80V81H250V80ZM259 79V80H258ZM17 80V81H16ZM21 81V84L23 83V85L21 86L18 85L17 83H20ZM34 80V81H33ZM41 80V82H40ZM70 80H72V84H70ZM81 80H83V82H81ZM91 80H93V82H91ZM95 80V81H94ZM103 80V81H102ZM120 80V81H119ZM126 80V81H124ZM192 80H194V78H192ZM241 80V82H240ZM30 81V82H29ZM51 81V82H50ZM99 81V83H98ZM101 81V82H100ZM111 81V82H110ZM119 81V82H118ZM131 81V82H130ZM243 81H246V82H243ZM27 82V85L24 86V84ZM36 82V83H35ZM40 82V83H39ZM95 82V83H94ZM110 82V83H109ZM117 84H116V83ZM123 82V83H122ZM127 82V83H125ZM240 82V83H238ZM248 82V83H247ZM257 82V83H256ZM263 82V83H262ZM35 83V84H33ZM46 83V84H45ZM50 83V84H49ZM69 83V84H68ZM78 83V85L76 86V84ZM80 83V84H79ZM83 83V84H81ZM99 84L97 86V84ZM103 85V87H100L102 86L101 84ZM116 85H115V84ZM229 83V84H228ZM248 85H247V84ZM33 84V85H32ZM86 84V85H85ZM110 84V85H109ZM112 84V85H111ZM124 86H123V85ZM128 84V85H127ZM145 84V85H144ZM168 84V85H167ZM228 84V85H227ZM231 84V85H230ZM239 84V85H238ZM49 85V86H48ZM73 85V86H72ZM156 85V86H155ZM184 85V86H183ZM241 85V86H240ZM259 85V86H258ZM45 86V87H43ZM84 86V88H83ZM86 86V87H85ZM91 88H90V87ZM93 86V87H92ZM129 88H128V87ZM167 86V87H166ZM223 86H224V90H223ZM246 86V87H245ZM250 86V87H249ZM253 86V87H252ZM256 88H255V87ZM19 87V88H18ZM21 87V88H20ZM37 87H40L37 88ZM95 87V88H94ZM107 87V88H106ZM126 87V88H125ZM234 87V88H233ZM240 87V88H239ZM33 88V89H32ZM45 91H44V89ZM72 88V89H71ZM79 88V89H78ZM81 88V89H80ZM83 88V90H82ZM90 88V89H89ZM95 89L93 91H91L92 89ZM101 88V89H100ZM242 88V89H241ZM246 88V89H245ZM249 88V89H248ZM252 88V89H250ZM254 88V89H253ZM18 89V90H17ZM25 91H24V90ZM30 89V90H29ZM37 89V90H36ZM39 89V90H38ZM42 89V90H41ZM49 89V90H48ZM53 89V90H52ZM75 89V90H74ZM86 89V90H85ZM126 89V90H125ZM230 89V90H228ZM242 91V92H240ZM251 90H253L254 92H250V95H249V92ZM257 89V90H256ZM27 90V91H26ZM51 90V91H50ZM81 90V91H80ZM90 90V91H89ZM247 92H246V91ZM43 91V93H42ZM74 94H73V92ZM80 91V92H79ZM85 91V92H84ZM87 91V92H86ZM95 91V93H94ZM107 91V92H106ZM125 91V92H124ZM149 93H147V92ZM150 91H151V94H150ZM231 92L229 93L230 95H228L227 92ZM256 91V93H255ZM35 92V95H33V93ZM39 92V93H38ZM48 92V93H47ZM72 92V93H71ZM90 92V93H89ZM198 92V93H197ZM222 92V93H221ZM244 92L245 93V97H244ZM263 92V93H262ZM27 93V95H25ZM29 93V94H28ZM67 93V94H66ZM137 93V94H136ZM144 93V94H143ZM145 93L146 94V97H145ZM153 93V95H152ZM155 93V94H154ZM192 93V95H190ZM197 93V94H196ZM225 93V94H224ZM233 93V94H232ZM254 93V95H253ZM40 94V96H39ZM42 94L45 95L42 96ZM56 94V95H55ZM82 96L83 100H81L82 98L79 97V95ZM92 96H91V95ZM121 94V95H120ZM195 94V95H193ZM218 94V96H217ZM222 96H221V95ZM232 94V96H231ZM239 94V95H238ZM261 94V95H260ZM25 95V96H23ZM33 97H32V96ZM72 95H75V96H72ZM85 95V96H84ZM94 95H97V96H94ZM103 95V97H102ZM141 97H140V96ZM157 95V96H155ZM36 96V97H35ZM39 96V97H38ZM67 96V97H66ZM72 98H70V97ZM90 96V98H89ZM101 98H99V97ZM119 96V98H118ZM153 96V97H152ZM168 96V97H167ZM195 96V97H194ZM241 96V97H240ZM251 96V97H249ZM12 97V96H11ZM14 97V98H15ZM26 97V99H25ZM29 99H28V98ZM32 97V99H30ZM38 97V98H37ZM57 97V98H56ZM79 98V99H76ZM116 97V98H114ZM140 97V98H139ZM167 97V98H166ZM217 97V98H216ZM222 97V99H221ZM248 97V98H246ZM35 98H37L35 100ZM60 98V99H62ZM81 98V99H80ZM89 98V99H88ZM97 98V99H96ZM147 98L148 101H149V104H147L146 102H144L142 105L139 104L137 105L140 101H143L142 100ZM189 98V100H188ZM190 98L192 99L190 101ZM196 98V99H195ZM198 98H202V100H199ZM217 99L219 98V101L221 99V102L219 103L216 102V100L214 101V99ZM226 98V99H225ZM246 98V99H245ZM252 98V99H251ZM258 98H260L258 100ZM86 99V100H85ZM91 99H93L92 101L94 102L93 104H91L90 102ZM107 99V100H106ZM118 101H115L117 100ZM140 99V100H139ZM153 99V100H152ZM155 99V101H154ZM181 99H184V100H188L189 102V105H190V110L188 109L187 111H184L182 110L183 108L180 107V103H182V100ZM203 99H204V102H203ZM211 99V100H210ZM226 101H225V100ZM227 99L229 101H227ZM239 99V100H238ZM245 99V100H243ZM73 100V101H72ZM90 100V101H89ZM134 100V101H132ZM181 100V101H180ZM195 100V101H194ZM249 100V101H248ZM261 100V101H260ZM72 101V102H71ZM85 101L87 102V104L85 103ZM96 101V102H95ZM98 101V102H97ZM145 101V100H144ZM179 101V102H178ZM203 103H202V102ZM207 101V102H206ZM208 101H210L212 104V106H208L209 103ZM235 101V102H234ZM245 101V103H244ZM247 101V103H246ZM82 102V103H81ZM84 102V103H83ZM104 102V103H103ZM116 102V103H115ZM121 102V103H120ZM124 102V103H123ZM137 102V103H136ZM214 102V103H213ZM242 102V103H241ZM249 102V103H248ZM96 103V104H95ZM179 103V104H178ZM195 103V104H194ZM207 103V104H206ZM224 103V105H223ZM227 103V104H226ZM235 103V107H234V104ZM237 103V104H236ZM239 103V104H238ZM254 103V104H253ZM73 104V105H72ZM86 107H85V105ZM90 104V105H88ZM99 104V105H98ZM102 104V105H101ZM108 107H106V105ZM114 104V105H113ZM128 104V105H126ZM131 106H130V105ZM197 104V105H196ZM203 104H205L203 106ZM218 106L215 107L216 105ZM242 104V105H240ZM250 104V105H249ZM79 105V106H78ZM92 105V108H89V106ZM94 105V106H93ZM101 105V106H100ZM120 105V106H119ZM196 105V106H195ZM202 105V106H201ZM224 107H223V106ZM233 105V106H232ZM244 105V106H243ZM246 105V106H245ZM84 106V107H82ZM97 106V107H96ZM100 106V107H99ZM112 106V107H111ZM127 106V107H126ZM194 108H192V107ZM201 106V107H200ZM211 107V108H208L207 110V107ZM244 108H243V107ZM249 106V107H248ZM43 107V108H42ZM74 107V108H73ZM88 107V108H87ZM115 107V108H114ZM117 107V108H116ZM142 107V108H140ZM196 107V108H195ZM200 107V109H199ZM111 108V109H110ZM180 108V109H179ZM192 108V109H191ZM206 110H205V109ZM214 108V109H213ZM223 108V109H222ZM229 110H228V109ZM235 108V109H234ZM42 109V110H41ZM80 109V110H79ZM86 111H85V110ZM108 109V110H107ZM113 109V110H112ZM117 110V113H115V111ZM143 109V110H142ZM175 109V110H174ZM204 109V110H202ZM222 111H221V110ZM225 109H227L226 112ZM240 109V111L238 110ZM255 109H258V110H255ZM261 109V110H260ZM46 110V111H45ZM63 110V109H62ZM61 110V112H62ZM115 110V111H114ZM181 110V111H180ZM192 110H195V111H192ZM202 110V111H201ZM212 110V111H211ZM220 110V111H219ZM48 111V112H47ZM85 111V113H84ZM112 111V112H110ZM175 111V112H176ZM207 112V114H204V112ZM208 111H211L209 112L208 114ZM216 111V112H215ZM219 111V113L217 112ZM255 111V112H254ZM259 111V112H258ZM69 112V113H68ZM108 115H106V113ZM146 112V113H145ZM188 112V113H187ZM194 112V113H193ZM200 112V115L199 113ZM202 112V113H201ZM205 112V113H206ZM212 112H214L212 114ZM222 112V113H220ZM241 112V113H240ZM258 112V113H257ZM37 113V112H36ZM45 115V114H48V115H45L43 116L42 115ZM79 113V114H78ZM111 113H113L111 115ZM192 114V116L194 117V114H197L198 117H194L192 118V116H190V119L191 121H189L188 123V120L187 121H184L183 120V117L184 118H188V114ZM225 113V115L223 114ZM230 115H229V114ZM240 113V114H239ZM253 113V114H252ZM257 113V114H256ZM263 113V114H262ZM77 114V115H76ZM86 114V115H85ZM116 114V115H115ZM134 114V115H133ZM146 114V115H145ZM203 114V115H202ZM211 114L213 116H211ZM216 114V115H215ZM228 114V115H227ZM232 114L233 117H232ZM257 116H256V115ZM259 114V115H258ZM35 115V114H34ZM52 115V116H51ZM56 115V116H55ZM82 115V116H81ZM141 115V116H140ZM144 115V116H143ZM216 117H215V116ZM221 115V116H220ZM242 115V116H241ZM66 116V117H65ZM104 116V117H103ZM158 116V117H157ZM167 116V117H166ZM169 116V117H168ZM176 116V117H175ZM211 116V117H210ZM225 116V117H224ZM236 116V117H235ZM45 117V119H44ZM52 117V118H51ZM54 117V118H53ZM79 117H82V118H79ZM142 117V118H141ZM157 117V118H156ZM171 117V118H170ZM175 117V118H174ZM201 117V118H200ZM207 117V118H206ZM221 117V118H220ZM227 117V118H226ZM229 117V118H228ZM235 117V118H234ZM248 117V118H247ZM49 118V119H48ZM140 118V119H139ZM166 118V119H165ZM167 118L169 120H167ZM192 118V119H191ZM220 120H219V119ZM224 118V119H223ZM233 118V119H232ZM257 118V120H256ZM42 119V120H41ZM65 119V120H64ZM68 119V120H66ZM70 119V120H69ZM165 119V120H164ZM171 119V120H170ZM174 119V120H172ZM194 119V121H193ZM203 121H202V120ZM207 119V120H205ZM212 119V120H211ZM229 119V120H228ZM232 119V120H231ZM40 120V121H39ZM55 120V121H53ZM111 120V122H110ZM114 120V121H113ZM210 120V121H209ZM214 120V122H213ZM228 124L230 125H227V122ZM241 120V122L239 121ZM51 121V122H50ZM58 121V122H57ZM62 121V122H61ZM64 121V123H63ZM67 121L68 124H67ZM78 121V122H77ZM80 121V122H81ZM159 121V122H157ZM195 121L197 122V124L195 123ZM204 121L206 123H204ZM212 121V122H211ZM230 121V122H229ZM255 121V122H254ZM35 122V117H34V121ZM42 122V123H41ZM48 122V123H47ZM79 122V123H80ZM110 122V123H109ZM126 122V123H125ZM151 122V123H150ZM157 122V123H156ZM185 122V124H184ZM192 122V123H191ZM210 123L208 125V123ZM216 122V123H215ZM260 124H258V123ZM62 123V125H61ZM75 123V124H74ZM77 123V124H76ZM100 123V124H99ZM105 125H101V124H104ZM112 123V124H111ZM141 123V125H140ZM195 123V124H194ZM215 123V125H214ZM224 123V128L222 129L221 124ZM232 123V124H231ZM263 125H262V124ZM46 124V125H45ZM54 124V125H52ZM60 124V125H59ZM114 124H116L114 126ZM150 124V125H149ZM237 124H240V126H238ZM256 124V125H255ZM59 125V126H58ZM64 125V126H63ZM66 125V127H65ZM110 125V127H109ZM137 125V126H136ZM152 125V126H151ZM196 125V126H194ZM237 125V127H236ZM255 125V126H254ZM259 128H258V126ZM46 126V127H45ZM57 126V127H55ZM62 126V127H61ZM69 126V127H68ZM99 126V127H98ZM103 126L104 127V130H103ZM151 126V127H149ZM166 126V127H165ZM175 126V127H174ZM185 126V128H184ZM188 126V127H187ZM192 126V127H190ZM200 126H202L200 128ZM227 126V127H226ZM230 126V127H229ZM233 126V127H231ZM252 126V127H251ZM257 126V128H256ZM99 129H97V128ZM108 127H109V130H108ZM136 127V128H135ZM145 130H144V128ZM148 127V128H147ZM157 127V128H156ZM171 127V129H170ZM226 127V129H225ZM246 129H245V128ZM251 127V128H250ZM47 128V129H45ZM51 128V129H50ZM67 128V129H66ZM102 128V129H101ZM112 128V129H111ZM141 128V129H140ZM150 128V130H149ZM169 128V129H168ZM192 130H191V129ZM207 128V129H206ZM210 128V131H208ZM232 128V129H231ZM241 128V129H240ZM253 128V129H252ZM263 128V129H262ZM54 129V130H53ZM65 129V130H64ZM73 129H77L76 131L73 130ZM90 129L92 130V132L90 131ZM94 129V130H93ZM136 129V130H135ZM160 129V130H159ZM168 129V130H167ZM183 129V130H182ZM200 129V130H199ZM211 129L213 131H211ZM222 130L221 132L219 130ZM230 129V130H229ZM239 129V130H238ZM249 129H251V133L248 131ZM262 129V130H260ZM58 130V132H56ZM100 130V131H98ZM142 130V131H141ZM149 130V131H147ZM162 130V131H161ZM181 130V131H179ZM190 130V131H188ZM194 130H197V131H194ZM204 130V132H203ZM206 130V132H205ZM224 130V131H223ZM41 131H44L43 133ZM64 131V132H63ZM71 131V132H70ZM90 131V132H89ZM103 131V132H102ZM105 131V132H104ZM134 131H136L134 133ZM140 131V132H139ZM152 131V132H151ZM169 133H168V132ZM178 131V132H177ZM227 131V132H226ZM236 131V132H235ZM239 131V132H238ZM248 131V132H247ZM41 132V133H40ZM56 134V135H54ZM74 132V133H73ZM103 133V135L101 134ZM142 132V133H141ZM154 132V133H153ZM190 132V133H188ZM200 132V133H199ZM207 132H211V135L212 136H207ZM213 132V134H212ZM234 132V133H233ZM255 132V133H254ZM136 133H139V134H136ZM177 133V134H176ZM222 133L223 136H222ZM227 133L229 135H227ZM234 135H233V134ZM246 133V134H245ZM52 134V135H50ZM61 134V135H60ZM64 134V135H62ZM65 134H67L65 136ZM154 134V135H153ZM163 134V135H162ZM187 134V135H185ZM190 134H194L193 137H189ZM232 134V135H231ZM262 134V135H261ZM70 135V136H69ZM138 135V136H137ZM231 135V136H230ZM244 135V136H243ZM256 135V136H255ZM44 139H43V137ZM46 136H50L48 140H46ZM97 136V137H96ZM99 136V137H98ZM102 136V137H101ZM107 136V137H106ZM137 136V137H135ZM149 136V137H148ZM207 136V137H205ZM218 136V137H217ZM225 136V138H224ZM234 136V137H233ZM254 136V138H253ZM260 136V137H259ZM54 139H53V138ZM70 137V138H69ZM72 137V138H71ZM90 137H95L94 139L90 138ZM105 137V138H104ZM118 137V138H117ZM198 137V138H197ZM227 137V138H226ZM232 137V138H231ZM236 137V138H235ZM246 137H249L248 139ZM259 137V138H257ZM56 139H59L58 142H55L54 140ZM116 138V139H114ZM187 138V139H186ZM188 138H191L188 140ZM198 141H197V139ZM207 138H209L211 141L207 140ZM219 138V139H218ZM221 138V140H220ZM235 140H234V139ZM63 139V140H61ZM65 139V140H64ZM68 139V140H67ZM88 139V140H87ZM98 141H101V142H98ZM161 139V140H160ZM200 139V140H199ZM204 139V140H203ZM226 139V140H225ZM45 141V142H39V141ZM96 140L95 143H93L94 141ZM103 140V141H102ZM107 140V141H106ZM132 140V141H131ZM196 142H195V141ZM233 141V142H229V141ZM253 140V141H252ZM49 141V142H48ZM61 141V142H60ZM123 141V143H122ZM203 141V142H202ZM221 141V142H220ZM239 141V142H238ZM242 141V142H241ZM252 141V142H251ZM105 142V143H104ZM200 142V143H199ZM215 142V143H213ZM226 142V143H225ZM228 142H229V145H228ZM238 142V143H237ZM248 142V143H247ZM259 142V143H257ZM41 143V144H40ZM63 143V144H62ZM83 143V144H84ZM92 144L93 146H89V144ZM112 143V144H111ZM125 143V144H124ZM131 143V144H130ZM133 143V144H132ZM196 143V144H195ZM246 143V144H245ZM58 144V145H57ZM90 144V145H91ZM97 147H95V145ZM119 144L121 146H119ZM123 144V145H122ZM128 144V146H127ZM146 144V145H145ZM187 144V145H186ZM221 144V145H220ZM48 145V146H47ZM125 145V146H124ZM145 147H143V146ZM183 145V146H182ZM185 145V146H184ZM238 145V146H237ZM259 145V146H257ZM119 146V147H117ZM124 146V147H122ZM92 147V148H91ZM122 147V148H121ZM144 148V151H143V148ZM56 148V149H54ZM178 148V150H177ZM87 149V148H86ZM130 149V150H129ZM192 149V150H191ZM47 150V151H46ZM49 150V151H48ZM135 150V151H134ZM180 150V151H179ZM181 150H184V151H181ZM199 150V151H198ZM33 151V154L31 153ZM42 151V152H41ZM140 151V152H139ZM196 151V152H195ZM202 151V152H201ZM42 154H41V153ZM180 152H182V154H180ZM28 153V154H27ZM35 153V154H34ZM50 153V154H49ZM53 153V154H51ZM128 153V154H127ZM137 153V154H136ZM146 153V152H145ZM31 154V156H30ZM134 154V155H133ZM144 154V153H143ZM180 154V156H184L185 154V157L186 159L189 161V164L193 165L192 166V170L193 172L191 171V177H189L188 179H186L185 183L183 184H180V183H173L171 182V178L174 179L173 177H179L181 176V173L183 174L185 171L183 168V166H177V164L175 165V160H176V157H178V155ZM193 154V155H192ZM220 154V155H219ZM225 154V155H224ZM47 155V156H46ZM131 155V156H130ZM197 155V160L194 158L196 157ZM215 155H218L220 156V159L219 160H216V164L213 163V160H215L214 158ZM35 156V157H34ZM41 156V158H39ZM44 156H46L44 158ZM130 156V157H129ZM179 156V157H180ZM192 156V157H191ZM25 157V158H23ZM30 158H32L31 160H29ZM156 158V159H155ZM41 161H40V160ZM155 159V160H154ZM159 161L157 162L156 160ZM33 160V161H32ZM37 160V161H36ZM45 160V161H44ZM80 160V159H79ZM89 158H85L83 160V163L85 162L86 165H91V164H88V162L90 163L91 161L89 160ZM161 160V161H160ZM166 160L169 162H166ZM135 161V160H134ZM219 161V162H218ZM38 162V163H37ZM160 162V163H159ZM131 164L133 163L130 162ZM168 166H167V164ZM219 163V164H218ZM38 166H37V165ZM153 164V165H151ZM251 164V165H250ZM263 164V165H262ZM156 165V166H155ZM166 165V166H165ZM214 165V166H213ZM162 166V167H161ZM171 166V170L173 175H164L163 178H160L162 176V171L163 168L165 169L166 167H170ZM176 168H175V167ZM202 166V167H201ZM182 167V168H181ZM261 167V168H260ZM159 168L160 171H158L157 169ZM174 168L176 170H174ZM217 168V169H216ZM178 169V170H177ZM249 169L251 170L249 171ZM167 171V170H166ZM184 171V172H182ZM197 171V173H195ZM159 172V173H158ZM175 172V173H174ZM194 173V174H192ZM252 173V174H251ZM261 173V174H260ZM263 173V174H262ZM180 174V175H178ZM245 175V176H244ZM254 177H253V176ZM263 179H262V178ZM157 179V180H156ZM159 179H162V183H160ZM191 179V180H189ZM152 180V181H151ZM248 180V181H247ZM188 181V183H187ZM190 181V182H189ZM153 182V183H152ZM260 184H259V183ZM187 183V184H186ZM149 184V183H148ZM157 184V185H156ZM163 184V185H161ZM251 184V185H250ZM263 187V191L261 190H258L257 189V185ZM11 189H14L16 187L13 186H10ZM254 190V191H253ZM257 191V192H256ZM171 192V193H170ZM246 192V193H245ZM242 193H245L244 195L246 196L245 199H244V195H242ZM233 194H237L241 197H239V199H234L231 197L230 199V196L229 195H233ZM169 195H171L169 197ZM173 195V196H172ZM227 198V200L225 199ZM242 198V199H241ZM264 198V197H263ZM226 201V202H225ZM226 203V204H225ZM259 203V204H258ZM220 204V205H219ZM258 206H257V205ZM165 206V207H164ZM105 206H102V210H104ZM262 208H260L261 210ZM99 210V209H97ZM244 210V211H243ZM249 211V212H248ZM158 212H161V213H158ZM167 212H169L167 214ZM244 212V213H242ZM238 214V216H237ZM149 215V214H148ZM164 215V216H163ZM168 215V216H167ZM235 215V216H234ZM152 216V215H151ZM252 216V217H251ZM166 217V218H165ZM172 217V218H171ZM236 217L238 218L236 220ZM232 218H234L233 220H231ZM187 220V221H186ZM202 220V221H201ZM217 221V222H216ZM210 222V223H209ZM211 227V228H210ZM64 234V233H62ZM35 233L30 235V237L32 238H28V242L25 238H23V241H25V243L22 241L21 244H23L25 246H27V248L25 249V253H29L28 255H30V257L35 261ZM61 236H64V235H61ZM31 239V241H30ZM33 240V241H32ZM31 244V245H30ZM33 244V245H32ZM31 248V249H30ZM27 250V251H26ZM51 250V249H50ZM50 250H46L44 253H43V256L45 258H48L49 260H52L53 257L51 255V252ZM30 251V252H29ZM43 252V251H42ZM47 252V253H46ZM32 254V255H31ZM45 254V255H44ZM18 255V253H17ZM15 255V256H17ZM1 263V262H0Z\"/></svg>",
	"mask_w": 264,
	"mask_h": 264
}]
</instances>
